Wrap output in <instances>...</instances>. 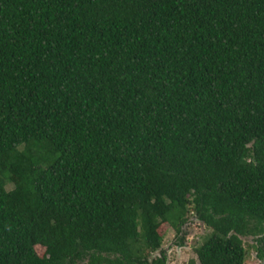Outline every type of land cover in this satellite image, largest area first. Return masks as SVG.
<instances>
[{"label":"trees","instance_id":"obj_1","mask_svg":"<svg viewBox=\"0 0 264 264\" xmlns=\"http://www.w3.org/2000/svg\"><path fill=\"white\" fill-rule=\"evenodd\" d=\"M264 261V0H0V264ZM160 252V255H156Z\"/></svg>","mask_w":264,"mask_h":264},{"label":"rangeland","instance_id":"obj_2","mask_svg":"<svg viewBox=\"0 0 264 264\" xmlns=\"http://www.w3.org/2000/svg\"><path fill=\"white\" fill-rule=\"evenodd\" d=\"M164 232L166 235L163 249L166 251L169 264H190L192 260H197L195 249L202 244L204 236H207L210 231L203 223L193 218L186 228L184 247H178L175 243L174 230L166 227ZM243 241L247 249L245 264H260L261 262L256 257V240L249 237L243 238ZM156 255H160V252H157Z\"/></svg>","mask_w":264,"mask_h":264},{"label":"flooded vegetation","instance_id":"obj_3","mask_svg":"<svg viewBox=\"0 0 264 264\" xmlns=\"http://www.w3.org/2000/svg\"><path fill=\"white\" fill-rule=\"evenodd\" d=\"M257 244V243H256ZM256 257H257V252H256ZM258 258V257H257ZM258 260L261 262L260 264H264V261H261L259 258Z\"/></svg>","mask_w":264,"mask_h":264}]
</instances>
